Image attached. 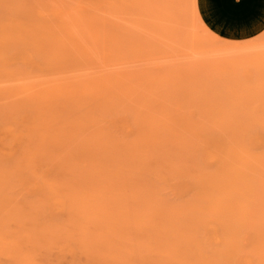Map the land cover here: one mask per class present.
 <instances>
[{
    "label": "rangeland",
    "instance_id": "obj_1",
    "mask_svg": "<svg viewBox=\"0 0 264 264\" xmlns=\"http://www.w3.org/2000/svg\"><path fill=\"white\" fill-rule=\"evenodd\" d=\"M204 1L226 35L264 8ZM0 264H264V30L0 0Z\"/></svg>",
    "mask_w": 264,
    "mask_h": 264
},
{
    "label": "crops",
    "instance_id": "obj_2",
    "mask_svg": "<svg viewBox=\"0 0 264 264\" xmlns=\"http://www.w3.org/2000/svg\"><path fill=\"white\" fill-rule=\"evenodd\" d=\"M196 6L198 9V12L200 14V17L202 21L205 23V25L217 36H220L227 40H245L248 39L254 35H257L261 31L264 30V8H262V13L256 22L252 27L248 28L246 32H242L239 34L231 35V34H224L218 31V29L213 26L214 23L210 19V17L205 13V1L204 0H196Z\"/></svg>",
    "mask_w": 264,
    "mask_h": 264
}]
</instances>
